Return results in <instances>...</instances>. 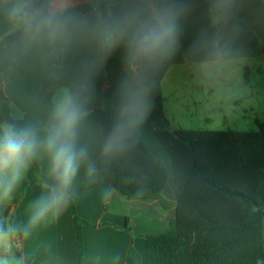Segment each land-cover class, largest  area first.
<instances>
[{
	"label": "clouds",
	"instance_id": "9594fccd",
	"mask_svg": "<svg viewBox=\"0 0 264 264\" xmlns=\"http://www.w3.org/2000/svg\"><path fill=\"white\" fill-rule=\"evenodd\" d=\"M236 9L237 0H0L7 24L0 33V64L15 70L31 61L46 70L51 84L42 116L24 123L0 120V207L37 157L48 160L26 222L0 217V264H26L14 248L63 212L82 170L88 183L95 182L98 164L80 135L97 76L108 62L119 53L121 78L100 152L105 164L135 147L150 111V75L176 55L185 21L198 11L195 46L217 50L226 44L230 25L235 27ZM77 56L74 73L66 76Z\"/></svg>",
	"mask_w": 264,
	"mask_h": 264
},
{
	"label": "crops",
	"instance_id": "0c3cea01",
	"mask_svg": "<svg viewBox=\"0 0 264 264\" xmlns=\"http://www.w3.org/2000/svg\"><path fill=\"white\" fill-rule=\"evenodd\" d=\"M6 27V22L0 18V33ZM200 27L201 20L197 11L185 21L181 45L174 58L152 73L148 84L150 111L140 133L155 157L170 172L165 190L153 195L148 201L126 200L99 171L93 183L87 182L83 170L77 177L73 197L77 213L83 220L95 225L82 228L85 264H127L131 248L139 252L142 264H146V236L177 229L179 204L173 159L157 135V130L171 129V121L165 112L164 116L161 114L149 86L161 100L164 111V84L169 85L170 95H174L176 90L171 83L176 67L195 68L201 77H206L210 65L236 61L247 64L244 67L249 70L250 64L256 66L257 60L264 62V0H237L235 27L230 25L226 44L217 50L195 46ZM78 59L77 56L67 66L66 76L74 73ZM120 78L118 53L110 78L106 67L97 76L91 115L81 129V143L89 147L90 159L96 163L100 158L105 128L112 118L114 92ZM50 87L46 70L38 64L27 61L15 70L0 64V88L10 99L12 116L18 123L43 115V99ZM0 120H5L1 100ZM36 161L45 174L47 158L39 156ZM29 180L27 172L13 198L0 207V217L18 224L26 222L28 206L41 191V184L28 185ZM14 253L18 257L23 256L26 264H80V241L71 215L70 202L58 217L38 227L30 237H21Z\"/></svg>",
	"mask_w": 264,
	"mask_h": 264
},
{
	"label": "trees",
	"instance_id": "16d2710c",
	"mask_svg": "<svg viewBox=\"0 0 264 264\" xmlns=\"http://www.w3.org/2000/svg\"><path fill=\"white\" fill-rule=\"evenodd\" d=\"M114 62L115 56L106 65L108 79ZM149 88L164 116L161 100ZM0 100L5 119L14 120L11 101L1 88ZM108 125L109 122L105 130ZM157 135L173 159L183 217L187 218L194 210L185 196L190 175L194 173L201 176V188L211 196L216 192L235 196L252 207L240 213L233 211L234 215L226 216L234 217L215 221L211 218L225 208L208 204L207 210H199L207 218L199 225L189 227L178 219L177 229L146 236V264H258V261L264 264V124L253 132L162 129L157 130ZM218 153L227 165L215 167L213 157ZM218 159L219 156L215 158ZM97 164L98 171L126 200L148 201L163 192L170 179L168 168L155 157L140 132L135 147L125 156L107 164L99 158ZM28 174V185L43 183L45 174L36 160ZM70 209L80 241V264H85L82 228L92 224L78 215L73 198ZM127 264H142L135 248L129 250Z\"/></svg>",
	"mask_w": 264,
	"mask_h": 264
},
{
	"label": "rangeland",
	"instance_id": "374dc122",
	"mask_svg": "<svg viewBox=\"0 0 264 264\" xmlns=\"http://www.w3.org/2000/svg\"><path fill=\"white\" fill-rule=\"evenodd\" d=\"M246 65L236 61H228L218 66L210 65L206 77H201V73L195 68L191 70L184 66L176 67L171 83L176 90L175 94L170 95L169 85L164 84V112L171 121L170 130L176 128L202 131H259L260 124H264V62L257 60L256 66L250 64L249 70L245 69ZM191 71L193 72L190 73ZM213 104L216 106H212ZM218 156L217 161L215 158ZM213 158L215 167L227 165L219 153ZM170 171L173 173L172 169ZM190 176L185 196L194 210L185 218L181 206L177 218L179 223L185 221L189 227L199 225L200 221L205 219L199 210L204 212L208 204L225 208L223 213L211 218L215 221L234 217L226 215H234L236 211L240 213L252 207L235 196L220 192L211 196L210 192L202 190L199 174L194 173ZM232 207L234 210L229 211Z\"/></svg>",
	"mask_w": 264,
	"mask_h": 264
}]
</instances>
